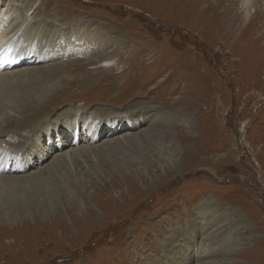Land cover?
Returning <instances> with one entry per match:
<instances>
[{
  "label": "rangeland",
  "instance_id": "1",
  "mask_svg": "<svg viewBox=\"0 0 264 264\" xmlns=\"http://www.w3.org/2000/svg\"><path fill=\"white\" fill-rule=\"evenodd\" d=\"M252 2L245 20L241 0H38L41 38L59 29L53 41L80 54L43 64L55 82L41 117L23 112L35 80L0 85L3 156L18 162L73 115L103 122L86 144L73 126L87 147L148 134L0 187V264H264V0ZM73 132H49L51 157L19 175Z\"/></svg>",
  "mask_w": 264,
  "mask_h": 264
},
{
  "label": "bare ground",
  "instance_id": "2",
  "mask_svg": "<svg viewBox=\"0 0 264 264\" xmlns=\"http://www.w3.org/2000/svg\"><path fill=\"white\" fill-rule=\"evenodd\" d=\"M241 1H242V6L245 7L244 8V11L246 13L245 20H248L253 12L252 9L254 7L252 6L253 4L252 1L254 0H241ZM37 2L38 0L35 1V4L33 3L32 5H30L27 10H25L24 12L23 11L20 12L18 10L19 9L18 5H16L15 1L10 0L9 2H7V0H0V85L6 84V83H11V84L21 83V84L26 85L24 78L29 77L35 80V81H32L31 84L37 83V86L38 84H40L41 86L39 89V92H36L35 95H38L40 92L44 93L45 90L48 91L47 88L49 84L47 82L49 81L55 82V80H50L51 76L45 72V70L48 69V66H44L43 64H47L48 62L54 61L60 57L65 58L71 54H80L79 53L80 51H78V49L73 48L72 45L65 43L67 44L65 45V47H60L59 44L61 40L59 42L58 40L55 42L53 41L54 37L58 38L60 37V35L63 36V34H61L62 33L61 30L60 32L57 33L59 29L56 30L57 36L53 35V37H51L52 35L49 36L50 34L49 33L45 35L48 37L43 38V39L41 38V35L43 34L42 31H39L41 26L39 25V28H37L35 17H32V15L34 14L35 5H37ZM20 5L21 4H19V6ZM108 39L109 38H107V40ZM100 47L102 46L100 45ZM41 73L44 76V78L42 77ZM84 75H85L84 79H82L83 81L80 83L83 84L85 81H87L84 84L89 85V88L92 89L94 87V84L92 83L93 81L90 82L89 78L88 79L86 78V77H92V75L90 73H86ZM44 87L46 88L45 90H44ZM62 95L61 94L58 95L57 98L61 97ZM23 98H26V97H23ZM55 98H56L55 95L52 97V95L47 94L43 98L44 100L46 99L44 102V106H46V103L47 105H49V107L54 105L55 100H56ZM40 100L41 98L39 97V95L34 97V99L31 100L32 102L30 103V105L26 107L23 112L24 113L25 112L34 113L36 111L37 112L36 116L41 117L47 114L49 111H51L49 109L44 110L43 106L37 109L38 107L37 102ZM61 103H62L61 101L57 102L56 106L60 107ZM34 106L36 109H34ZM9 114L12 115V111L9 112ZM87 115L88 114H86L84 120H83V116L78 117V115H73L71 122H68L67 120H62V118H57L56 119L57 121L55 120V122L53 121V123L42 126V129L40 130V139L38 140V142L34 143L33 148L32 149L30 148L29 150H27L25 154L20 153L21 156L18 162L16 163H11L10 161L7 160L9 159L8 157L3 156L4 155L3 153H6V155H11L10 151H14V150H10L11 149L10 148L8 152L9 154H7V152H5V149H4L5 147L2 148L3 152L1 151V148H0V187L7 186L11 188V187L19 186L21 184L26 185L34 179L33 178L34 176L48 169V167L53 168V171H55L54 166H56V164L58 166L63 165V164L69 165V164H72V162L76 158L81 156L82 154H85V153L90 154L94 151L98 152L104 149L106 150L110 149L112 147L116 148V147L127 146L126 140H133L134 137L139 138V136L148 134V130L143 131L141 134L138 133L136 135L134 134L126 135L123 133L121 134L123 136H120V137L113 136L115 138L114 140L109 139L99 145H96L95 147H87L86 145H81L82 141L80 137V132L78 131L77 128H74V127L78 126V122H82L80 126H83L84 131H87V136L89 137L88 139L83 140L84 144H86L85 142L87 141L89 142V140H91V142H94L95 140L100 138L99 134L97 133L99 132L98 127L103 125L102 120L98 118H97L98 120H95L93 119L94 116L92 115L87 116ZM89 118H92L91 119L92 122L88 120ZM122 118L127 119L126 115H124ZM32 119H35V118H32ZM143 122L144 121H142L141 123ZM57 127H59L60 130H58ZM138 127H139L138 125H135V124L132 125V128L134 129ZM70 128L74 131L73 138L70 141L71 143L69 144L68 143L69 141H66L65 137L61 138L62 135L57 137V141L59 142V144L56 145L55 148L56 149L58 148L60 152L55 156V158L53 159L52 162H50V164H47L43 168H39V170H36L35 172H31L25 175H19L25 172L26 170L30 169L36 163L37 165H40V164L43 165L51 157L48 154L49 151L44 150V147L42 144V141H43L42 138H46L49 132L54 131L60 134V132H64L66 129L69 130ZM151 131L152 130H150V132ZM2 132L3 131H1L0 134ZM68 132H71V131H68ZM47 138L49 140V143H52L51 142L52 137L50 136ZM139 142L141 143V141ZM51 172L49 171V173Z\"/></svg>",
  "mask_w": 264,
  "mask_h": 264
}]
</instances>
